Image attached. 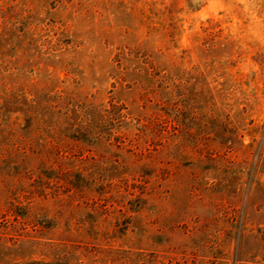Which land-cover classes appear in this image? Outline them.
Listing matches in <instances>:
<instances>
[{
    "label": "rangeland",
    "instance_id": "obj_1",
    "mask_svg": "<svg viewBox=\"0 0 264 264\" xmlns=\"http://www.w3.org/2000/svg\"><path fill=\"white\" fill-rule=\"evenodd\" d=\"M0 264H264V0H0Z\"/></svg>",
    "mask_w": 264,
    "mask_h": 264
},
{
    "label": "trees",
    "instance_id": "obj_2",
    "mask_svg": "<svg viewBox=\"0 0 264 264\" xmlns=\"http://www.w3.org/2000/svg\"><path fill=\"white\" fill-rule=\"evenodd\" d=\"M114 106V109L115 110H109L110 112L114 111V112H119V107L116 105V104H113ZM118 108V110H117ZM165 114L170 117L171 119H173V121L176 122H180V116H179V113H176L173 109H171V111L169 110H164ZM120 115L124 116L125 117V113H122L120 111L119 113ZM160 116L158 117H161L162 116V113H159ZM114 118V117H113ZM90 122V121H89ZM98 128V125H97V122L94 120L90 123H87V124H83V125H80L79 127L76 128V130L74 131L73 133V136L74 138L77 140V141H81V142H85V143H95L97 141V138L98 136L100 135L99 131L97 130ZM141 128V131L143 132V134L145 135V138L146 140H150L151 139V142L152 143H156V137H161L162 135L164 136L165 134V131H164V128H162L161 126H159V123H156V122H149L148 124L145 123L143 125L140 126ZM182 130L180 127L174 125V128L172 130H167V132L170 133L171 136H169L168 138H172V141L173 142H177L179 146L183 147V148H186L188 146L190 147H193L195 151H197L199 154H204V151H203V148H201V144H200V140L199 139H195V141L192 143L193 145H190L188 143H185L184 140L180 139L177 141V137L179 135L182 134ZM234 131V130H233ZM177 136V137H176ZM232 138V137H231ZM229 139L230 141L232 139ZM191 143V142H190ZM227 143V142H226ZM122 147V146H121ZM232 147V145H228V150H230ZM216 148H218L217 146H215L214 148H208V152L209 154L208 155H213ZM230 148V149H229ZM123 149V148H121ZM119 152L118 153H114V155L118 156V157H121V150H118ZM134 155V154H133ZM136 156V155H134ZM137 158V161L138 160H141L140 158L142 157H135ZM94 161L99 164L100 162H98V160H95ZM136 161V162H137ZM160 162V160H159ZM95 163V164H96ZM138 164V163H137ZM100 165V164H99ZM143 176V174H142ZM59 179H65L67 182H69V184H71V186L74 185V183H76L74 181V179L70 178L69 177H60ZM86 180L90 183V184H98L97 186L99 187V189H96L98 190L99 194H103V193H107L110 191V189H108V187L112 188L114 187L115 185L117 184H113V182L109 181V179L107 180L105 176L102 175H99V176H96V175H89L86 177ZM111 180V179H110ZM97 182V183H96ZM89 183H84L86 186L88 185L89 186ZM146 186V185H144ZM69 190H72V188H69ZM84 189H82L83 191ZM145 187H143V189L141 190L140 193H134L132 192V194H136V198H134V200L138 201L140 200V198H142V194H144L145 192ZM31 193V191H30ZM32 194V193H31ZM46 194L48 193H45L42 191V193H40L41 196H45ZM61 193L59 191H56L54 192V195L56 197H59ZM23 197L21 198H18V200L15 202V201H10V206L7 208L8 211L12 212L15 216H16V220L17 221H20L22 222L24 225L25 224H28V223H34L35 225L37 224V221H34L33 219V216L31 214V211L34 207V203L35 201H33L34 197H35V194H32L30 196L29 193L25 192L23 193L22 195ZM110 198V197H109ZM101 199V198H100ZM107 202L106 203H102V206L104 205H107L109 200H108V197L104 198ZM113 204V203H112ZM100 208V207H99ZM97 207H92V209H99ZM140 208H137V207H131L130 209H127L126 211L124 209H121V212L123 213L120 217L122 219H124L126 222L132 217L133 213L132 212H137L139 211ZM103 212L105 213H109L111 210L110 208H108V206H104L102 207L101 209ZM120 221V220H119Z\"/></svg>",
    "mask_w": 264,
    "mask_h": 264
}]
</instances>
